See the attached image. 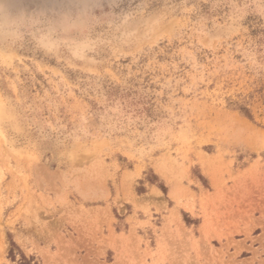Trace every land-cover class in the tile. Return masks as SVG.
Instances as JSON below:
<instances>
[{
	"label": "rangeland",
	"instance_id": "374dc122",
	"mask_svg": "<svg viewBox=\"0 0 264 264\" xmlns=\"http://www.w3.org/2000/svg\"><path fill=\"white\" fill-rule=\"evenodd\" d=\"M0 20V264H264V0H19Z\"/></svg>",
	"mask_w": 264,
	"mask_h": 264
},
{
	"label": "clouds",
	"instance_id": "9594fccd",
	"mask_svg": "<svg viewBox=\"0 0 264 264\" xmlns=\"http://www.w3.org/2000/svg\"><path fill=\"white\" fill-rule=\"evenodd\" d=\"M18 3L19 0H0V20L8 22L10 27L17 26L15 21L9 20V17L15 12Z\"/></svg>",
	"mask_w": 264,
	"mask_h": 264
}]
</instances>
